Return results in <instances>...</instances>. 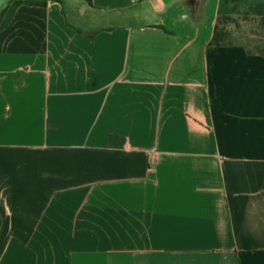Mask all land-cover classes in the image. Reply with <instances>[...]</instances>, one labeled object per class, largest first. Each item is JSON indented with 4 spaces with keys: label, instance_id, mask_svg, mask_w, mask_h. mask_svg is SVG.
<instances>
[{
    "label": "crops",
    "instance_id": "crops-1",
    "mask_svg": "<svg viewBox=\"0 0 264 264\" xmlns=\"http://www.w3.org/2000/svg\"><path fill=\"white\" fill-rule=\"evenodd\" d=\"M220 5L16 8L0 264H264V54L210 45Z\"/></svg>",
    "mask_w": 264,
    "mask_h": 264
},
{
    "label": "rangeland",
    "instance_id": "rangeland-1",
    "mask_svg": "<svg viewBox=\"0 0 264 264\" xmlns=\"http://www.w3.org/2000/svg\"><path fill=\"white\" fill-rule=\"evenodd\" d=\"M220 9L218 25L224 35L222 43L264 54V0H224Z\"/></svg>",
    "mask_w": 264,
    "mask_h": 264
},
{
    "label": "trees",
    "instance_id": "trees-1",
    "mask_svg": "<svg viewBox=\"0 0 264 264\" xmlns=\"http://www.w3.org/2000/svg\"><path fill=\"white\" fill-rule=\"evenodd\" d=\"M224 0H221V5ZM21 4H30V5H45L46 0H11L0 12V30H2L4 27L8 25L10 22L16 8ZM10 5V7H9ZM220 5V8H221ZM7 7H9L7 11ZM221 12V9L220 11ZM224 35L219 29V25L217 22V25L215 27V31L212 37V40L210 42V45L213 46H225V44L222 43ZM111 142H114V138L111 137Z\"/></svg>",
    "mask_w": 264,
    "mask_h": 264
},
{
    "label": "water",
    "instance_id": "water-1",
    "mask_svg": "<svg viewBox=\"0 0 264 264\" xmlns=\"http://www.w3.org/2000/svg\"><path fill=\"white\" fill-rule=\"evenodd\" d=\"M11 0H0V12Z\"/></svg>",
    "mask_w": 264,
    "mask_h": 264
}]
</instances>
